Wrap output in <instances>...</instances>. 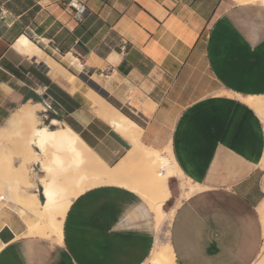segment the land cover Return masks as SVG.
<instances>
[{
    "label": "crops",
    "instance_id": "crops-1",
    "mask_svg": "<svg viewBox=\"0 0 264 264\" xmlns=\"http://www.w3.org/2000/svg\"><path fill=\"white\" fill-rule=\"evenodd\" d=\"M68 1L0 0V128L24 105L40 104L43 124L67 125L115 165L132 144L88 104L86 91L100 85L141 127L145 144L171 147L178 171L170 194L183 179L197 185L167 226L176 264H258L264 121L244 98L264 95V3L81 0L86 12L77 20ZM24 35L57 62L54 70L14 48ZM134 89L144 97L132 99ZM30 166L28 190L45 202V173ZM6 204L0 264H144L158 238L153 210L118 185L87 188L71 201L62 242L28 235L30 215Z\"/></svg>",
    "mask_w": 264,
    "mask_h": 264
},
{
    "label": "bare ground",
    "instance_id": "bare-ground-1",
    "mask_svg": "<svg viewBox=\"0 0 264 264\" xmlns=\"http://www.w3.org/2000/svg\"><path fill=\"white\" fill-rule=\"evenodd\" d=\"M247 3L264 0H236ZM14 48L25 56L44 61L52 70L57 62L43 57L44 51L27 36L20 37ZM89 86V85H88ZM77 90L73 84L72 92ZM85 97L96 116L114 127L132 144L128 153L115 165H108L67 125L50 128L37 114L40 104H28L0 128V202L17 204L30 216L24 218L28 235L63 241L62 225L71 201L87 188L113 184L136 192L153 210L158 238L151 257L144 264H175V253L167 239V222L174 211L164 212L169 199L168 180L177 172L171 147L155 149L142 141V129L110 101L89 88ZM264 121V95L244 98ZM6 142L12 145L8 146ZM170 156V157H167ZM41 164L42 202L34 185L30 165ZM264 166V158L262 161ZM180 173H182L179 170ZM191 182V181H190ZM191 183V192L196 189ZM264 219V203L259 207ZM258 264H264V255Z\"/></svg>",
    "mask_w": 264,
    "mask_h": 264
},
{
    "label": "rangeland",
    "instance_id": "rangeland-1",
    "mask_svg": "<svg viewBox=\"0 0 264 264\" xmlns=\"http://www.w3.org/2000/svg\"><path fill=\"white\" fill-rule=\"evenodd\" d=\"M95 85L97 86V87H99V89L100 90H102V91H104L103 90V88L100 86V85H98V84H96L95 83ZM105 92V91H104ZM106 93V92H105ZM132 99H142L143 97H144V95H143V93L141 92V90L140 89H134V91L132 92ZM7 143V145L8 146H10V145H12L10 142H6ZM31 169V168H30ZM31 174L32 175H34V173H33V170L31 169ZM32 178H33V176H31ZM191 187V184H190V182L187 180H181V182H180V188H177V186H176V188H174L173 190L174 191H171V194H170V189H169V180H168V184H167V187H168V190H169V199L166 201V202H164V204L162 205V208H163V210H164V212L166 211V213H170L171 211H175V209H176V207L178 206V204L180 203V201L183 199V198H185L186 196H187V194H189V193H191V188L189 189V190H187V191H185V189L187 188V187ZM7 203V201L6 200H3V201H1L0 202V211L1 210H5V214H4V217L6 216V204ZM19 214L24 218L25 216H24V213H22L21 211H19ZM26 221V220H25ZM171 220H169L168 222H167V226H168V224H169V222H170ZM1 222H0V227H1ZM167 226H166V229H167ZM168 231V230H167ZM175 264H176V260H175Z\"/></svg>",
    "mask_w": 264,
    "mask_h": 264
},
{
    "label": "built area",
    "instance_id": "built-area-1",
    "mask_svg": "<svg viewBox=\"0 0 264 264\" xmlns=\"http://www.w3.org/2000/svg\"><path fill=\"white\" fill-rule=\"evenodd\" d=\"M68 6L73 10L75 19L81 20L86 12L84 2L81 0H69Z\"/></svg>",
    "mask_w": 264,
    "mask_h": 264
},
{
    "label": "trees",
    "instance_id": "trees-1",
    "mask_svg": "<svg viewBox=\"0 0 264 264\" xmlns=\"http://www.w3.org/2000/svg\"><path fill=\"white\" fill-rule=\"evenodd\" d=\"M92 86L100 93V94H102L103 96H107V94L104 92V91H102V90H100L99 89V87H97L95 84H92Z\"/></svg>",
    "mask_w": 264,
    "mask_h": 264
}]
</instances>
